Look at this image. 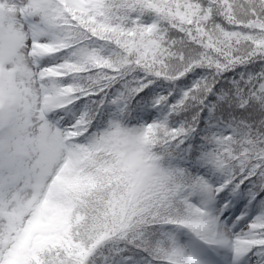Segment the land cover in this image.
<instances>
[{"label":"snow or ice","instance_id":"6c2138e0","mask_svg":"<svg viewBox=\"0 0 264 264\" xmlns=\"http://www.w3.org/2000/svg\"><path fill=\"white\" fill-rule=\"evenodd\" d=\"M206 249L264 264V0H0V264Z\"/></svg>","mask_w":264,"mask_h":264},{"label":"rangeland","instance_id":"374dc122","mask_svg":"<svg viewBox=\"0 0 264 264\" xmlns=\"http://www.w3.org/2000/svg\"><path fill=\"white\" fill-rule=\"evenodd\" d=\"M234 204L235 206L225 213V218L231 217L229 223L234 221L237 216H240L245 211V205L241 200L234 202ZM241 227L242 225H237L234 231L239 232ZM206 257L211 261V264H232L233 262V254L227 249H219L216 252L206 249ZM242 264H256V257L250 253Z\"/></svg>","mask_w":264,"mask_h":264},{"label":"trees","instance_id":"16d2710c","mask_svg":"<svg viewBox=\"0 0 264 264\" xmlns=\"http://www.w3.org/2000/svg\"><path fill=\"white\" fill-rule=\"evenodd\" d=\"M243 202L244 205L247 204V201L246 200H241Z\"/></svg>","mask_w":264,"mask_h":264}]
</instances>
